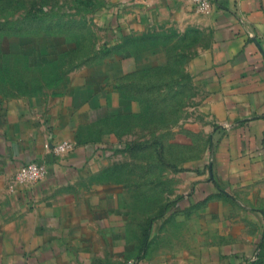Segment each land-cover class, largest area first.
<instances>
[{"label": "crops", "instance_id": "1", "mask_svg": "<svg viewBox=\"0 0 264 264\" xmlns=\"http://www.w3.org/2000/svg\"><path fill=\"white\" fill-rule=\"evenodd\" d=\"M105 27L107 49L57 84L0 88V264H253L264 231V0H215L208 13L191 0H136ZM159 92L168 128L180 96L183 130L169 142L197 154L175 160L183 170H126V144L159 127L158 105L144 102ZM63 140L73 147L59 156ZM28 161L45 163L46 177L13 185ZM151 174L163 184L142 183Z\"/></svg>", "mask_w": 264, "mask_h": 264}, {"label": "rangeland", "instance_id": "2", "mask_svg": "<svg viewBox=\"0 0 264 264\" xmlns=\"http://www.w3.org/2000/svg\"><path fill=\"white\" fill-rule=\"evenodd\" d=\"M134 1L0 0V88L12 92L40 91L57 84L86 61L99 57L108 47L106 19L114 17L120 9L131 10ZM163 94L144 99L158 105L155 119L159 127L155 131L146 123L141 128L144 138L127 149L126 170H183L175 160L181 154H197L196 146L189 145L187 151L179 143L169 142L177 131L183 130L174 117L180 115V110L174 111L179 109L180 96L170 99L174 125L168 128L164 107L168 99L164 100ZM172 160L176 165L173 163L171 168ZM160 178L163 174L141 175L142 183L163 184ZM163 195V191L157 190V198Z\"/></svg>", "mask_w": 264, "mask_h": 264}, {"label": "built area", "instance_id": "3", "mask_svg": "<svg viewBox=\"0 0 264 264\" xmlns=\"http://www.w3.org/2000/svg\"><path fill=\"white\" fill-rule=\"evenodd\" d=\"M197 10L208 13L212 10L215 0H191ZM264 39V31L262 34ZM73 147L70 140H63L54 146V152L61 156ZM47 175V166L43 162L28 161L22 164L12 176L13 185L17 184H35L44 179ZM131 264H137L130 261Z\"/></svg>", "mask_w": 264, "mask_h": 264}, {"label": "trees", "instance_id": "4", "mask_svg": "<svg viewBox=\"0 0 264 264\" xmlns=\"http://www.w3.org/2000/svg\"><path fill=\"white\" fill-rule=\"evenodd\" d=\"M131 145H132L131 143H127L126 148L127 149L133 148V145L132 146ZM263 250H264V231H263L262 236L258 242V255H257V258L255 259L253 264H264Z\"/></svg>", "mask_w": 264, "mask_h": 264}]
</instances>
